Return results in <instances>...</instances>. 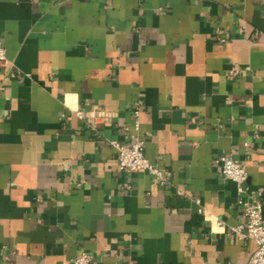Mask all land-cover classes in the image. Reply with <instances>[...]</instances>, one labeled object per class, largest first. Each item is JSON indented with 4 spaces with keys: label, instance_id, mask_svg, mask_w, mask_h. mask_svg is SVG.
I'll list each match as a JSON object with an SVG mask.
<instances>
[{
    "label": "crops",
    "instance_id": "crops-1",
    "mask_svg": "<svg viewBox=\"0 0 264 264\" xmlns=\"http://www.w3.org/2000/svg\"><path fill=\"white\" fill-rule=\"evenodd\" d=\"M0 41V264L248 262L232 227L239 197L264 218V0H0ZM134 138L165 184L120 171L110 141Z\"/></svg>",
    "mask_w": 264,
    "mask_h": 264
},
{
    "label": "built area",
    "instance_id": "built-area-1",
    "mask_svg": "<svg viewBox=\"0 0 264 264\" xmlns=\"http://www.w3.org/2000/svg\"><path fill=\"white\" fill-rule=\"evenodd\" d=\"M0 60L6 61L5 48L0 41ZM80 117H86L87 113L83 110H77ZM133 114L135 117L139 114V104L134 106ZM136 118V127H137ZM110 143L117 149L118 168L124 172H139L152 175L160 184L167 181L165 173L152 163L144 152V141L140 138H134L132 142H120L112 140ZM221 174L225 179L233 181L238 193L244 191V182L247 177V170L244 164L235 160L229 153L220 156ZM199 205V211H203L200 201L195 199ZM238 205L243 209L246 217L244 223L232 227V231L242 239H251L255 242L256 248L247 263L243 264H264V218L263 206L259 200H249L239 197ZM71 264H91V256L88 253H80L73 257Z\"/></svg>",
    "mask_w": 264,
    "mask_h": 264
}]
</instances>
